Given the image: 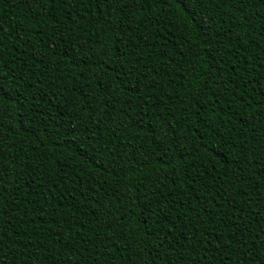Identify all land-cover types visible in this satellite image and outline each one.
Returning a JSON list of instances; mask_svg holds the SVG:
<instances>
[{"label":"trees","instance_id":"trees-1","mask_svg":"<svg viewBox=\"0 0 264 264\" xmlns=\"http://www.w3.org/2000/svg\"><path fill=\"white\" fill-rule=\"evenodd\" d=\"M0 264H264V0H0Z\"/></svg>","mask_w":264,"mask_h":264}]
</instances>
